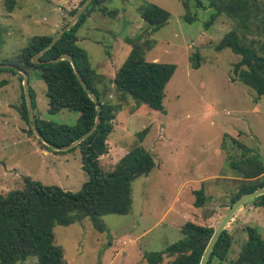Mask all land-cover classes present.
I'll list each match as a JSON object with an SVG mask.
<instances>
[{"label":"rangeland","instance_id":"1","mask_svg":"<svg viewBox=\"0 0 264 264\" xmlns=\"http://www.w3.org/2000/svg\"><path fill=\"white\" fill-rule=\"evenodd\" d=\"M84 1L0 0V63L13 61L32 37L53 35L50 27L56 23L58 32L71 19L74 6L79 8ZM201 1L203 6L189 0L186 8L182 0H104L83 21L84 40L78 44L98 73L97 87L104 100L115 108L107 152L99 160L101 170H113L135 147L150 152L155 165L148 175L132 180L129 212L100 216L103 230L89 216L54 226V242L62 248L66 264H148L146 253L182 239L180 228L186 221L213 227L219 223L239 181L230 167L232 160L244 153L264 164V96H257L232 71L239 54L228 47H214L236 22L224 13L210 20L215 12L210 3L218 0ZM149 3L170 13L167 23L154 33L140 14ZM258 3L263 7L264 0ZM261 29L251 27L245 37L264 43ZM136 39L146 60L175 64L165 86L163 111L138 103L114 86L115 72L132 47L129 40ZM195 52L201 56L198 67L191 62ZM39 74L40 69L28 71L35 100L39 95L45 101L40 111L34 109L35 117L75 124L76 111L51 114L46 110V85ZM21 86L17 73L0 71V193L22 189L25 176L64 190H79L88 178L79 148L57 151L39 141L31 121L19 113ZM144 128L147 132L139 141L138 132ZM201 186L209 204L195 207L193 191ZM246 225L264 233L262 209L251 201L226 226L233 239L227 258H214L210 264H233L246 240ZM174 256H163L159 264ZM36 260L29 256L13 264H35Z\"/></svg>","mask_w":264,"mask_h":264},{"label":"trees","instance_id":"2","mask_svg":"<svg viewBox=\"0 0 264 264\" xmlns=\"http://www.w3.org/2000/svg\"><path fill=\"white\" fill-rule=\"evenodd\" d=\"M103 1L91 0L70 29L40 56V59L47 60L62 53L71 55L82 79L100 104V120L95 130L80 143L67 149L79 148L82 168L88 178L79 190L70 191L57 185H45L25 176L22 189L0 193V264L24 262L29 256L37 257L35 264H66L62 248L54 242V226L69 225L76 219L89 216L95 226L103 230L100 216L129 212L132 203V180L148 175L155 165L150 152L141 147H135L125 154L111 171L103 172L99 165L100 156L107 152L106 140L113 127L115 108L111 102L104 100L101 89L97 87L98 73L91 66L85 50L77 43L76 32L90 13V9ZM188 1L182 0L186 8ZM195 3L197 6H203L201 0H195ZM90 5L92 7H89ZM210 6L215 9L210 20L224 13L236 22L235 28L223 35L214 46L215 49L228 47L239 54L240 59L234 63L232 71L242 83L252 87L257 96H264V43L258 44L254 37L248 40L245 37L251 27L262 28L264 32V5L260 7L258 0H218L211 1ZM9 7L12 10L10 5ZM77 9L76 7L71 11L72 16ZM140 14L147 19L152 33L162 28L170 17L166 9L153 3L146 4ZM56 33L32 37L21 53L9 63L27 73L32 68L40 69L39 78L46 85L49 113H57L62 109L79 113L78 120L73 125L56 124L35 117L42 136L56 146H64L92 127L97 117V108L80 84L68 60L62 59L47 64L32 62L33 55L47 46ZM129 42L132 45L131 50L115 72L114 86L117 91L128 93L138 103L163 111L165 86L175 71V64L146 60L139 39ZM1 43L0 38V46ZM200 61V54L195 52L191 57L193 67H198ZM0 71L17 73L22 81V74L14 68H0ZM21 87L23 100L19 113L23 119L30 121L23 86ZM29 90L34 109V90L30 86ZM29 131L32 133L31 129ZM146 132V128L138 132L139 141L144 138ZM229 164L239 178L236 189L231 194V206L241 195L264 186V164L255 157H246L244 153ZM193 194L195 207H202L208 200L203 186L195 189ZM249 201L262 209L264 219V194ZM214 228L211 225L186 221L180 228L182 239L161 251L146 253L145 258L148 264H159L163 256L175 255L164 264H199ZM245 231L246 240L232 263L264 264V233L252 225H246ZM232 240L230 231L223 229L206 264H210L214 258L225 260Z\"/></svg>","mask_w":264,"mask_h":264},{"label":"water","instance_id":"3","mask_svg":"<svg viewBox=\"0 0 264 264\" xmlns=\"http://www.w3.org/2000/svg\"><path fill=\"white\" fill-rule=\"evenodd\" d=\"M91 0H85L82 5L76 10V12L74 13V15L71 17V19L65 24L63 25V27L52 37V39L50 40V42L47 44V46H45L43 49H41L39 52H37L36 54L33 55L32 57V62L35 64H47L49 62H57L59 60L65 59L68 60L74 70V73L77 77V79L79 80L80 84L82 85V87L84 88V90L88 93V95L92 98V100L95 102L96 104V108H97V117L96 120L94 122V124L92 125V127L86 131L84 134H82L79 138H77L76 140H74L73 142L64 145V146H56L54 144H52L51 142H49L48 140H46L42 134L40 133V131L38 130L36 121H35V115L33 112V108H32V100H31V94H30V90H29V76L27 71H25L24 69H21L20 67L12 64V63H0V68H14L16 69L19 73L22 74V86H23V91L25 94V99H26V105H27V110H28V115L30 118V121L32 123L33 129L36 133V136L40 139L41 142H43L45 145H47L48 147H50L53 150H57V151H62V150H67L70 149L71 147L77 145L78 143H80V141H82L84 138H86L87 136H89L96 128L97 124L99 123L100 120V104L98 102V99L96 98V96L90 91V89L88 88V86L85 84L84 80L82 79L77 67H76V63L73 59V57H71V55H69L68 53H62L59 56L55 57V58H51V59H47V60H42L40 59V56L47 50L49 49L52 44L54 42H56L61 35L67 31L68 29H70V27L75 23V21L77 20V18L79 17V15L84 11V9L88 6V4L90 3ZM264 194V186L257 188L253 191L247 192L243 195H241L236 201H234L231 206L228 208V210L226 211V213L224 214V216L222 217V219L219 221V223L215 226L214 231L203 251V254L200 258L199 264H206L208 257L212 251V248L218 238V236L220 235V233L222 232L223 229L226 228L227 224L229 223V221L231 220L232 216L235 214V212L247 201L253 199L254 197H257L258 195ZM209 202H206L205 205H208ZM214 211H210V214H213Z\"/></svg>","mask_w":264,"mask_h":264},{"label":"crops","instance_id":"4","mask_svg":"<svg viewBox=\"0 0 264 264\" xmlns=\"http://www.w3.org/2000/svg\"><path fill=\"white\" fill-rule=\"evenodd\" d=\"M62 1H63V2H68V0H62ZM74 7H77V6H74ZM83 24H84V23L81 24V26L78 28V30H77V32H76V35H77V43H79V41L84 40V39H83V35H82V33L84 32V29H83V26H82ZM60 25H62V23H61ZM58 26H59V24L56 23L55 25H53L52 27H50L51 31H53L54 33H56L55 30H57ZM81 27H82V28H81ZM80 29H81V31H80ZM29 83H30V80H29ZM30 85H31V83H30ZM31 88H33L32 85H31ZM45 91H46V90H45ZM34 100H35V98H34ZM43 102H45V101H44V97L39 96V95H36V100H35V107H34V109L37 110V112L40 111L42 107H44V106H43ZM40 107H41V108H40ZM47 107H48V106H46V110H47ZM34 109H33V112H35ZM34 115H35V113H34ZM35 116H36V115H35Z\"/></svg>","mask_w":264,"mask_h":264}]
</instances>
